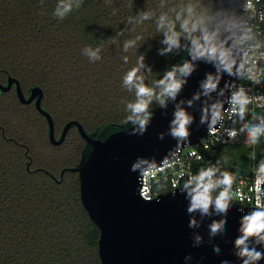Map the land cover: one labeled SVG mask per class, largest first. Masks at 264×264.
<instances>
[{"label":"trees","instance_id":"trees-1","mask_svg":"<svg viewBox=\"0 0 264 264\" xmlns=\"http://www.w3.org/2000/svg\"><path fill=\"white\" fill-rule=\"evenodd\" d=\"M157 2L135 0L128 8L130 0H111V6L109 0H84L61 22L52 16L57 0H44L43 6L41 0H0V70L17 77L26 93L33 86L44 90L43 108L58 131L72 120L88 132L118 131L126 115L121 101L134 98L122 90L121 77L135 57L125 65L116 45L105 42L103 61L92 64L81 49L99 46V39L123 29L128 15ZM113 8L120 9L118 15H111ZM145 36L152 48L145 45L141 52L154 72L183 58L157 54L154 26ZM5 80L1 71L0 81ZM20 143L29 147L33 161ZM83 145L74 129L63 145L53 146L47 122L34 106L21 104L13 93L0 97V264H102L100 229L82 204L78 176L69 170L79 162ZM251 151L245 144H228L219 145L214 156L204 153L212 163L220 158L228 170L238 166L244 178L264 158V141L255 149L257 161L249 159Z\"/></svg>","mask_w":264,"mask_h":264},{"label":"clouds","instance_id":"clouds-1","mask_svg":"<svg viewBox=\"0 0 264 264\" xmlns=\"http://www.w3.org/2000/svg\"><path fill=\"white\" fill-rule=\"evenodd\" d=\"M83 5L84 0H57L52 16L62 22ZM133 5L136 6L135 0L125 6ZM119 11L113 8L111 15L116 16ZM259 21H264V0H158L155 8H142L128 15L123 29L107 40L99 39V46L87 45L81 49V54L92 64L103 61L105 42L116 45L123 64L129 65L131 57H135V63L121 77L122 90L134 97L121 101L126 114L121 123L130 129L129 135L143 137L156 110H163L167 116L172 107L168 130L159 133L158 139L170 137L176 144L161 161L155 156L137 157L131 171L138 174L140 182L148 173H163L165 182L157 180L156 190L167 191L166 170L174 173L173 165L192 147V127L197 120L189 109L199 113V126L206 127L208 137H215L225 145L240 143L243 138V143L252 150L249 159L257 161L255 149L264 141V114L255 110L261 95L254 91L264 87V31L258 27ZM151 26L159 34V56H183L162 73L154 72L153 66L146 62L147 53L141 52L145 45L149 51L152 48L145 36ZM201 63L210 65L214 71L205 73L191 98H181ZM154 74L159 79H151ZM244 81L251 86L246 87ZM191 155L197 160L204 159L196 152ZM223 161L226 164L228 157H223ZM252 174L250 195L242 197L237 188L241 182L240 168L228 170L218 158L215 163L208 161L198 171L189 168L182 172L179 180L172 182L175 190L170 192L173 197L179 192L188 201L190 229H200L205 226V220L211 221L207 224V243L216 257L221 249L215 240L225 237L228 214L237 205L236 201H241L237 209L241 213L238 235L233 241V255L240 264L264 261V158L254 164ZM141 193L142 189L140 196ZM244 199L254 201L247 212L242 206ZM192 240L193 248L205 244L204 236L198 231L193 232ZM192 260L191 254L185 257L186 262ZM220 264L230 261L221 260Z\"/></svg>","mask_w":264,"mask_h":264},{"label":"water","instance_id":"water-1","mask_svg":"<svg viewBox=\"0 0 264 264\" xmlns=\"http://www.w3.org/2000/svg\"><path fill=\"white\" fill-rule=\"evenodd\" d=\"M209 71L214 69L201 63L181 98H191L199 88V81ZM13 86L21 104L31 105L35 102L36 110L47 121L49 141L53 146L64 144L74 127L87 141V147L91 146V152H84L80 163L69 170L79 174L82 204L100 229L99 255L102 264H220L221 260L240 264L233 255V241L238 235L241 218V213L237 211L240 205L234 206L228 214L225 237L215 240L221 249L220 256L216 257L207 243V224L211 221L205 220V226L200 229H190L188 201L183 195L177 192L173 197L170 191L160 194L153 201H145L139 195L140 180L138 174L131 171L133 162L141 156H155L157 161H161L176 144L170 137L163 141L158 139L159 133L168 130L172 118L171 106L167 116L163 110H156L155 118L143 137L129 135L130 129L123 125L105 140H95L79 121L72 120L65 124L58 139L53 116L43 108L44 90L40 86H33L26 95L20 80L10 76L6 85L0 83V91L7 93ZM189 111L197 120L192 127L191 137L192 147H196L201 145L208 133L206 127L199 126V113L193 109ZM66 170L61 172V180ZM243 207L245 212L249 210V207ZM194 231L205 238V244L201 247H192ZM189 254L193 260L186 262L185 257Z\"/></svg>","mask_w":264,"mask_h":264},{"label":"built area","instance_id":"built-area-1","mask_svg":"<svg viewBox=\"0 0 264 264\" xmlns=\"http://www.w3.org/2000/svg\"><path fill=\"white\" fill-rule=\"evenodd\" d=\"M258 27L260 28L261 31H264V21H259ZM237 83H239V81H237ZM243 83L245 84L246 87L251 86L247 81H244ZM254 91H255V94L261 95V98L259 100L258 105L255 107V110L259 114H264V87L256 88ZM225 126H227V124ZM242 139H241V142L237 144H244ZM219 145H225V144H220L217 142L215 137H208L207 135L205 138L202 139L201 145H199V147H202L203 150H200L198 146L187 149L184 152L183 158L181 159V161L173 165L174 173L171 170H166L168 180H167V191L165 192H160V191L158 192L156 190L157 180H159L161 183L165 182L164 174L159 173V172L148 173L141 179L140 187H139V195H140V189H142V193L140 197L145 201H153L160 194L175 190L172 186V182L174 180H179L181 173L186 172L189 168L193 172H195V171H198L200 167L205 166L208 161L212 162L213 161L212 159L211 160L206 159V155L204 151H212L213 156H214L217 153V147ZM192 152H196L197 155H202L204 159L202 161L197 160L196 157L191 155ZM252 178H253V175L251 177L240 178L241 182L238 183L237 188L242 197H247L248 195H250V193L248 192V188L252 184ZM176 187L178 188L179 185L177 184ZM236 203L240 204L241 201L237 200ZM242 206L253 207L254 201L249 202L247 199H244Z\"/></svg>","mask_w":264,"mask_h":264},{"label":"flooded vegetation","instance_id":"flooded-vegetation-1","mask_svg":"<svg viewBox=\"0 0 264 264\" xmlns=\"http://www.w3.org/2000/svg\"><path fill=\"white\" fill-rule=\"evenodd\" d=\"M3 72L4 73V75L6 76V80L5 81H3V82H1L0 81V83H2V84H4V85H6L7 83H8V79H9V77L10 76H12V75H10L6 70H0V72ZM12 77H14V76H12ZM15 78H17V77H15ZM18 79V78H17ZM21 82V81H20ZM22 85V84H21ZM23 88V87H22ZM30 90V89H29ZM9 93H13V94H15L16 96H17V94H16V87L15 86H13L12 87V89L9 91V92H7V93H2L1 91H0V97L2 96V95H5V94H9ZM24 93L26 94V95H29V91L26 93L25 91H24ZM18 98V97H17ZM44 100V99H43ZM29 106H34L35 107V102H33L31 105H29ZM47 111V110H46ZM44 117V116H43ZM45 118V117H44ZM46 120V119H45ZM47 122V121H46ZM48 125V124H47ZM56 125V124H55ZM65 126V125H64ZM63 126V127H64ZM63 127H62V129L60 130V131H58L57 130V128H56V137L59 139L60 137H61V133H62V130H63ZM74 129H76L77 130V132H78V134L80 135V133H79V131H78V129L76 128V127H74L73 129H71L70 131H69V133H68V135H67V137L70 135V133L74 130ZM87 133H88V135L90 136V137H92L93 139H100V140H105L109 135H111L112 133H116L117 132V128H116V130H114V131H110V132H107V131H101V132H99V131H93V132H88V131H86ZM67 137H66V139H67ZM80 137H81V135H80ZM82 138V137H81ZM83 139V138H82ZM66 141V140H65ZM83 141H84V145H83V148H82V152H81V156H80V158H79V162L75 165V167L80 163V161H81V159H82V156H83V154H84V152L86 153V154H89L90 152H91V150H92V148H91V146H89V147H87V141L85 140V139H83ZM65 143V142H64ZM20 145L21 146H23V148L26 150V156L28 157V161H33V159H32V157L29 155V147L27 146V145H25V144H23V143H20ZM63 145V144H62ZM57 147V146H56ZM74 168V167H73ZM77 176H78V179H79V174L78 173H75Z\"/></svg>","mask_w":264,"mask_h":264}]
</instances>
